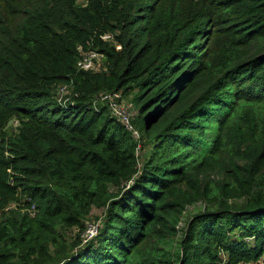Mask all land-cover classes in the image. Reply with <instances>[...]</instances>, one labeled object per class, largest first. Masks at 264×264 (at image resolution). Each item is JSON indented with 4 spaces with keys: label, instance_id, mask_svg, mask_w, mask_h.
Here are the masks:
<instances>
[{
    "label": "trees",
    "instance_id": "1",
    "mask_svg": "<svg viewBox=\"0 0 264 264\" xmlns=\"http://www.w3.org/2000/svg\"><path fill=\"white\" fill-rule=\"evenodd\" d=\"M0 264H264V0H0Z\"/></svg>",
    "mask_w": 264,
    "mask_h": 264
},
{
    "label": "built area",
    "instance_id": "2",
    "mask_svg": "<svg viewBox=\"0 0 264 264\" xmlns=\"http://www.w3.org/2000/svg\"><path fill=\"white\" fill-rule=\"evenodd\" d=\"M101 39L105 41H110L112 39V35L109 33L103 34L100 36ZM116 48L119 49L120 46L116 45ZM78 50L80 51V54L83 52L82 49L78 46ZM104 63V56L94 50H89L87 52H84L81 54V57L77 60L76 67L80 70H99L102 69V65ZM120 94L117 92L112 93H103L96 96V100L98 101H106L108 103V106L112 110L113 114L117 117H119L124 125L132 132L133 136L138 139L139 133L138 131L133 127L131 121H130V114L128 110L123 107L119 102ZM89 234H87L85 239H88L87 237H91L96 234L97 228L92 227L89 231Z\"/></svg>",
    "mask_w": 264,
    "mask_h": 264
},
{
    "label": "rangeland",
    "instance_id": "3",
    "mask_svg": "<svg viewBox=\"0 0 264 264\" xmlns=\"http://www.w3.org/2000/svg\"><path fill=\"white\" fill-rule=\"evenodd\" d=\"M68 91H69V89H67V85H61V86H59L58 87V92H60V96H63V95H65V94H67L68 93ZM119 102H120V104L123 106V107H125V104H127L128 103V98H126V97H121L120 96V98H119ZM129 114H131V113H133L134 112V110L133 109H131V111H130V109H129ZM12 127H13V129L16 127V120H14L13 122H12ZM140 135V134H139ZM198 205H196L194 208L193 207H189V209H188V212H191V211H193V212H195V211H197L198 210ZM29 211L30 212H32V211H35V209H29ZM101 215H102V209L101 208H93L92 209V211L90 212V214H89V216L87 217V219H86V221H85V227H84V230H83V232H82V237L84 238V237H86L87 236V234H89V230L92 228V227H98L99 225H100V217H101ZM187 215V214H186ZM184 223H185V217L183 218V220L181 221V223H180V227L182 228L183 226H184ZM75 233V230L73 231H69V233H68V236H71V235H73ZM87 238H89V237H87Z\"/></svg>",
    "mask_w": 264,
    "mask_h": 264
}]
</instances>
